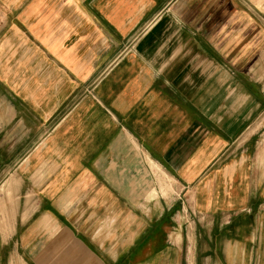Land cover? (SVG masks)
I'll list each match as a JSON object with an SVG mask.
<instances>
[{
    "label": "crops",
    "instance_id": "obj_1",
    "mask_svg": "<svg viewBox=\"0 0 264 264\" xmlns=\"http://www.w3.org/2000/svg\"><path fill=\"white\" fill-rule=\"evenodd\" d=\"M0 185V264L264 258V0H0Z\"/></svg>",
    "mask_w": 264,
    "mask_h": 264
},
{
    "label": "rangeland",
    "instance_id": "obj_2",
    "mask_svg": "<svg viewBox=\"0 0 264 264\" xmlns=\"http://www.w3.org/2000/svg\"><path fill=\"white\" fill-rule=\"evenodd\" d=\"M261 139V137H260ZM2 184V183H1ZM4 186L1 187L0 185V190L3 188ZM1 206H9L10 208L13 209V202L10 203V201L7 200L6 197H4L3 193H1L0 191V207ZM1 210V208H0ZM7 214V215H6ZM8 217V213L5 211L2 212V210L0 211V226H3L6 228V218ZM4 233H6V229L5 231H3ZM192 235H193V231H192ZM184 236L186 237V234L184 232ZM193 238V237H192ZM188 241H193V239L189 240V238L187 237ZM185 241L186 238H185ZM9 249L13 250L12 246H9ZM8 249V250H9ZM208 247L203 246L201 248V251L203 253H205L207 251ZM8 250H6V248L3 251V257L4 261L3 264H7L8 263V255L6 254L8 252ZM13 261L10 262L9 264H26L27 262L25 260H23L21 257H12ZM26 262V263H25ZM243 264H264V258L263 257H254L251 260H246L244 262H242ZM28 264V263H27ZM179 264H238V260L236 257H234V259L228 261L227 257H182L181 261Z\"/></svg>",
    "mask_w": 264,
    "mask_h": 264
}]
</instances>
